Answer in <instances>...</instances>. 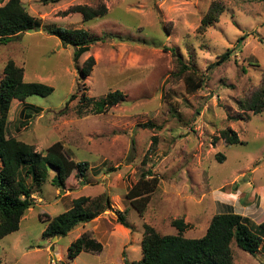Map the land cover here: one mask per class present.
Here are the masks:
<instances>
[{
    "label": "rangeland",
    "instance_id": "rangeland-1",
    "mask_svg": "<svg viewBox=\"0 0 264 264\" xmlns=\"http://www.w3.org/2000/svg\"><path fill=\"white\" fill-rule=\"evenodd\" d=\"M21 2L39 27L0 44V78L12 60L22 67L24 81L53 91L27 97L28 114L22 116V103L12 100L6 136L36 151L59 142L70 158L86 161L88 168L83 176L74 171L61 188L50 184L55 173L50 171L33 190V206L19 229L0 239V264L130 263L141 258L145 224L173 235L178 231L172 221L182 219V235L199 238L217 213L248 216L255 224L263 219L264 110L243 112L236 101L252 92L264 74V0ZM214 2L222 5L218 20L203 26ZM77 5L104 6L106 13L83 21L70 10ZM53 27L83 28L102 40L75 63L74 47L45 31ZM229 49L227 61L209 68ZM172 50L205 76L196 92L189 93L178 76ZM88 57L92 69L77 91L75 65L81 67ZM114 90L123 99L97 112L95 102ZM72 93L76 98L68 101ZM82 96L90 100L81 104ZM226 128L235 131L239 143H226L220 135ZM148 169L159 182L139 216L125 194ZM80 196L92 204H105L107 197L110 208L65 236L43 238L46 222L39 218L67 210ZM117 211H125L129 227L117 222ZM81 234L100 242L102 249L69 258L68 246ZM231 248L233 264H264V247L255 256L234 242Z\"/></svg>",
    "mask_w": 264,
    "mask_h": 264
},
{
    "label": "trees",
    "instance_id": "trees-1",
    "mask_svg": "<svg viewBox=\"0 0 264 264\" xmlns=\"http://www.w3.org/2000/svg\"><path fill=\"white\" fill-rule=\"evenodd\" d=\"M42 3H56L60 0H39ZM70 10L79 12L82 20L87 21L106 13L104 6L96 8L77 5ZM222 5L212 3L205 17L201 20L203 26H208L218 20ZM39 27V22L28 13L21 0H5L0 5V44H7L21 33ZM47 34L57 37L62 45L74 47L73 60H77L89 50V46L102 38H92L83 28L53 27L45 30ZM242 36L237 39L241 42ZM177 63L178 76H183L187 91L194 93L203 86L205 76L199 74L195 68L186 65L181 57L174 53ZM231 49L222 53L210 67L222 64L229 59ZM93 58L88 57L81 67H76L77 91L83 86L84 79L90 74ZM22 67L8 60L3 67L0 78V239L19 229V223L25 212L33 206L32 192L48 180L49 173H55L50 184L55 187H64L69 176L76 171L83 176L88 168L86 161H74L63 150L59 142H55L43 151H36L33 145L25 143L15 137L6 136L7 116L10 103L13 99L25 104L31 95L47 96L53 91L51 86L40 82H27L23 79ZM119 90H114L95 102L97 112L116 105L123 99ZM76 98L72 93L68 101ZM88 97H80V102H88ZM68 104V103H67ZM86 104V103H85ZM30 107V105H26ZM240 111L260 113L264 110V74L260 84L250 93L236 101ZM24 105L20 115L25 112ZM25 112V113H24ZM25 122V121H24ZM149 125V124H147ZM146 126V125H145ZM221 137L228 144L239 143L235 131L226 128L220 131ZM156 140L155 138H153ZM27 179L30 180L28 183ZM158 179L152 176L148 169L143 171L125 194L126 200L136 210L139 216L144 213L152 193L158 185ZM87 196H80L72 201V205L65 211L48 217L42 231L43 238H59L67 235L75 226L87 223L100 213L110 208L109 199L105 204H92ZM89 202V203H88ZM125 211L116 212V220L124 227L129 223L124 215ZM177 234H159L153 227L145 224L141 240V258L124 264H233V250L231 243L243 251L255 256L264 247V217L255 224L246 216L234 212L214 214L199 238H186L182 235L186 227L182 219L172 221ZM100 242L81 234L68 246V257L74 258L81 251L100 252Z\"/></svg>",
    "mask_w": 264,
    "mask_h": 264
},
{
    "label": "crops",
    "instance_id": "crops-1",
    "mask_svg": "<svg viewBox=\"0 0 264 264\" xmlns=\"http://www.w3.org/2000/svg\"><path fill=\"white\" fill-rule=\"evenodd\" d=\"M14 100H17V99H13V101ZM17 101H19V100H17ZM23 107V105H21V107H20V110H21V108ZM20 110H19V112H20ZM0 167H1V163H0ZM264 215V214H263ZM244 216V215H243ZM246 217H248V216H246Z\"/></svg>",
    "mask_w": 264,
    "mask_h": 264
},
{
    "label": "water",
    "instance_id": "water-1",
    "mask_svg": "<svg viewBox=\"0 0 264 264\" xmlns=\"http://www.w3.org/2000/svg\"><path fill=\"white\" fill-rule=\"evenodd\" d=\"M52 239H55V237H53Z\"/></svg>",
    "mask_w": 264,
    "mask_h": 264
}]
</instances>
